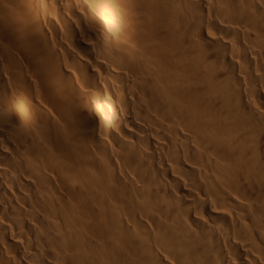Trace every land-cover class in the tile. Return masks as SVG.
<instances>
[{
  "label": "bare ground",
  "instance_id": "1",
  "mask_svg": "<svg viewBox=\"0 0 264 264\" xmlns=\"http://www.w3.org/2000/svg\"><path fill=\"white\" fill-rule=\"evenodd\" d=\"M0 264H264V0H0Z\"/></svg>",
  "mask_w": 264,
  "mask_h": 264
}]
</instances>
